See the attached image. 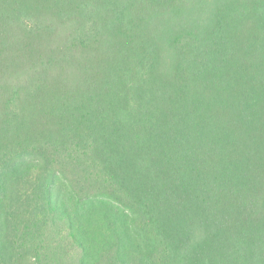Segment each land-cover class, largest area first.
<instances>
[{
  "label": "trees",
  "instance_id": "1",
  "mask_svg": "<svg viewBox=\"0 0 264 264\" xmlns=\"http://www.w3.org/2000/svg\"><path fill=\"white\" fill-rule=\"evenodd\" d=\"M0 264H264V0H0Z\"/></svg>",
  "mask_w": 264,
  "mask_h": 264
}]
</instances>
